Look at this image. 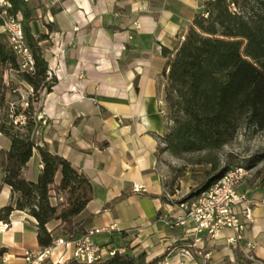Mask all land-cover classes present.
<instances>
[{
	"label": "crops",
	"instance_id": "crops-1",
	"mask_svg": "<svg viewBox=\"0 0 264 264\" xmlns=\"http://www.w3.org/2000/svg\"><path fill=\"white\" fill-rule=\"evenodd\" d=\"M41 1L32 29L36 34L47 32L45 24H53L44 56L48 74L56 82L40 97L34 137L38 145L65 157L88 178L93 197L76 220L91 215L86 228H105L95 236L101 246L125 249L129 243L133 253L144 250L148 260L166 251L158 264H180L179 260L198 264V257L176 244L187 238L194 244L193 236L164 223L173 207L162 199L167 193L162 161L167 122L161 88L168 72L163 50L174 49L194 15L202 11L203 0ZM0 139L6 142L0 148L8 147L1 133ZM41 168L34 149L22 175L36 181ZM134 185L141 189L135 191ZM242 189L247 190L244 185ZM119 196L123 197L113 203ZM249 196L254 199L255 222L237 246L254 242L255 248H242L243 253L264 261V204L260 203L264 197ZM11 202V189L3 184L0 207ZM57 225L53 221L48 228ZM102 233L107 236L99 237ZM113 233H120L121 241L115 243ZM36 235V221L25 211H13L9 223L0 221V264L2 256L5 264H26L25 251L42 249ZM202 239L193 246L201 248L206 239L207 247L215 242L205 235ZM216 240L225 243L221 235ZM215 249L207 248L205 256L209 259ZM185 250L191 258L183 257ZM55 252L70 256L63 247Z\"/></svg>",
	"mask_w": 264,
	"mask_h": 264
},
{
	"label": "trees",
	"instance_id": "trees-1",
	"mask_svg": "<svg viewBox=\"0 0 264 264\" xmlns=\"http://www.w3.org/2000/svg\"><path fill=\"white\" fill-rule=\"evenodd\" d=\"M5 1L9 3L8 16L20 20L34 62L32 72L20 71L8 34L0 30V133L9 141L8 147L0 148V190L6 184L12 193V202L0 207V221L9 223L13 211H25L36 221L39 247L46 248L57 237L71 240L85 233L92 216L80 220L76 217L92 199L93 190L88 178L68 159L38 145L34 137L39 121L38 109L33 104L43 93L50 92L56 82L48 74L44 56L53 24H45L47 32L33 31L37 9L43 7L41 0ZM56 11L52 9V13ZM163 54L168 57L165 100L173 122L162 137L163 150L177 157L214 151L227 144L242 124L264 128V0L204 1L202 11L194 15L174 49L163 50ZM8 69H12L17 82L32 90L33 96L24 108H12L6 99L8 87L3 77ZM19 115L25 116V124L14 123ZM34 149L42 168L37 180L29 181L23 177L22 169ZM258 160L259 157L243 160L229 155L223 167L190 196L207 188L228 167L249 168ZM217 169L215 165L214 170ZM258 186H264V175ZM53 195L61 196L62 201L52 203ZM162 199L166 200L165 194ZM53 221H58V225L49 230ZM55 229L59 232L55 233ZM176 244L198 257L192 239ZM166 253L148 260L144 250L133 253L127 243L123 252L116 251L90 263L70 258L62 264H158ZM41 264L53 263L45 260Z\"/></svg>",
	"mask_w": 264,
	"mask_h": 264
},
{
	"label": "built area",
	"instance_id": "built-area-1",
	"mask_svg": "<svg viewBox=\"0 0 264 264\" xmlns=\"http://www.w3.org/2000/svg\"><path fill=\"white\" fill-rule=\"evenodd\" d=\"M8 6L7 1L0 0V29L8 34L10 44L18 58L19 70L32 72L33 56L26 44L23 28L19 18L8 16L6 11ZM9 70L12 71V69ZM14 123L25 124V116H17ZM250 172L251 168L232 165L198 194L176 202H173L175 194L167 192L165 194L167 204L173 209L166 216L165 225L171 229L184 228L187 235L193 236L194 246L197 242L203 241V235L210 239H216L221 235L228 245L237 246L244 241L245 232L255 222L252 212L254 202L249 200L248 191L242 189ZM133 189L139 191L141 186L134 185ZM60 201H62L61 196L53 195L51 198L52 203ZM260 203L264 204V199ZM109 228L113 229V226ZM104 230L105 228H87L84 234L71 240L57 237L49 247L25 251L24 260L26 264H41L56 256L55 251L58 247L70 251V256L65 257V253L62 252L56 256L54 264L63 263L70 258L81 263H90L106 255H113L116 251L123 252V248L101 246L95 241V236ZM226 231L230 234H224ZM245 248L253 250L255 243L246 241ZM184 253L191 256L188 250ZM248 258L253 259V256L249 255ZM5 262L6 256L2 258V263Z\"/></svg>",
	"mask_w": 264,
	"mask_h": 264
},
{
	"label": "rangeland",
	"instance_id": "rangeland-1",
	"mask_svg": "<svg viewBox=\"0 0 264 264\" xmlns=\"http://www.w3.org/2000/svg\"><path fill=\"white\" fill-rule=\"evenodd\" d=\"M12 72L13 71H10L9 69L6 70L3 77L4 82L8 87L6 99L12 108L17 106H22L24 108L27 106L28 98L33 96V93L32 91L30 92L29 89L31 88H29L26 84L17 82V79L12 74ZM166 84L167 83L165 80L161 88L163 95V114L167 122V129L163 136L169 132L173 124L172 120L170 119L171 114L168 109V104L165 100ZM38 103L33 104L36 106V109ZM5 143V139H0V144L2 146H5ZM164 145L165 144L163 143V147ZM229 155L243 160L259 157V160L252 167H249L251 168V172L249 178L244 184V187L247 188L249 192V200H254L249 196V194L253 193L259 195L260 197H264V186H258V184L261 183L262 175H264V128H255L242 124L237 129L234 137L218 150H203L183 153L180 157L174 156L168 150H166L164 158L162 159L164 163L165 190L169 194H175L173 202L191 197L190 194L201 188L210 177H212L223 167L226 162V158L229 157ZM215 165L218 166L217 170H214ZM98 236L106 237L107 234L102 233ZM113 238L115 243H118L117 241H121L120 233H113ZM213 240H215V242L212 244V247L206 246L207 239L204 240V243L200 245L201 248L203 247L202 249L200 247L198 249L197 247L196 253L198 254L199 258L197 262L198 264H204V260H207L210 264H264L255 257L253 259L248 258L242 251V248H245L243 246L241 248V246L238 247L228 245L226 241L225 243H217L218 240ZM216 247L217 249H215V252L211 253L209 259L205 255L199 253L200 250L204 252L207 248L214 249ZM219 248H222L223 251L220 252ZM245 249L247 250V248ZM226 252L227 254H225ZM182 255H184L183 257L186 259L191 258L185 254L184 251L182 252ZM3 257L4 256H2V258ZM248 260L251 262L248 263ZM48 261L53 263L52 260ZM184 262V260H179L178 263L183 264Z\"/></svg>",
	"mask_w": 264,
	"mask_h": 264
}]
</instances>
